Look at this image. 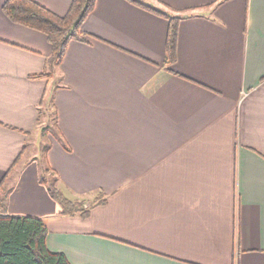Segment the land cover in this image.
Wrapping results in <instances>:
<instances>
[{
	"label": "crops",
	"instance_id": "crops-1",
	"mask_svg": "<svg viewBox=\"0 0 264 264\" xmlns=\"http://www.w3.org/2000/svg\"><path fill=\"white\" fill-rule=\"evenodd\" d=\"M5 1L4 210L71 264H264V0H138L181 16L173 62L138 1L96 0L60 60Z\"/></svg>",
	"mask_w": 264,
	"mask_h": 264
},
{
	"label": "trees",
	"instance_id": "trees-1",
	"mask_svg": "<svg viewBox=\"0 0 264 264\" xmlns=\"http://www.w3.org/2000/svg\"><path fill=\"white\" fill-rule=\"evenodd\" d=\"M95 2L96 0H73L65 15L57 14L36 0H6L3 9L12 20L46 33L53 47L52 59L60 60L71 39H87L81 26ZM141 4L168 17L170 25L166 40L167 56L170 62L175 61L181 16ZM45 75L47 72L35 76ZM48 188L62 205L70 202L53 184L50 183ZM4 197L5 194H0V264H71L63 252L48 248V228L45 222L30 215L7 213L2 207Z\"/></svg>",
	"mask_w": 264,
	"mask_h": 264
},
{
	"label": "rangeland",
	"instance_id": "rangeland-1",
	"mask_svg": "<svg viewBox=\"0 0 264 264\" xmlns=\"http://www.w3.org/2000/svg\"><path fill=\"white\" fill-rule=\"evenodd\" d=\"M48 127H46V129H47ZM45 129V128H44ZM41 156H43V158H44V155H43V152H42V154H41ZM40 162V161H39Z\"/></svg>",
	"mask_w": 264,
	"mask_h": 264
}]
</instances>
